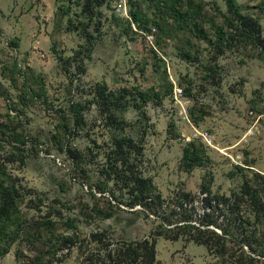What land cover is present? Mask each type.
Masks as SVG:
<instances>
[{
  "label": "rangeland",
  "instance_id": "374dc122",
  "mask_svg": "<svg viewBox=\"0 0 264 264\" xmlns=\"http://www.w3.org/2000/svg\"><path fill=\"white\" fill-rule=\"evenodd\" d=\"M194 2L199 15L190 17L184 0L176 13L166 0H110L92 19L86 42L85 14L76 4L65 14L66 0H0V185L11 180L24 193L8 219L0 218V264H79L77 245L67 249L65 237L81 239L107 226L112 239L135 238L153 226L124 206L108 219L94 210L116 206L109 188L100 192L97 183L110 135L121 133L102 127V87L122 96L114 112L127 124L124 133L144 142L137 162L164 197L193 193L201 213L202 182L226 196L235 191L241 197L232 224L239 225L255 214L244 190H255L263 204L257 226L264 230V64L252 50L221 48L213 26L222 25L225 0ZM236 2L264 28L262 0ZM198 26L211 42L196 34ZM45 34L49 44L43 46ZM73 101L85 118L77 130ZM251 110L263 116L246 134ZM203 130L211 144L199 135ZM190 144L198 153L187 157L183 149ZM68 147L85 153L86 172L67 155ZM67 218L75 228L62 223ZM155 248L161 264L221 262L206 246L181 238L158 237Z\"/></svg>",
  "mask_w": 264,
  "mask_h": 264
},
{
  "label": "trees",
  "instance_id": "16d2710c",
  "mask_svg": "<svg viewBox=\"0 0 264 264\" xmlns=\"http://www.w3.org/2000/svg\"><path fill=\"white\" fill-rule=\"evenodd\" d=\"M69 5L62 8L63 13L69 14L71 5H78L80 13L86 21H82L81 27L86 42L88 40V27L95 15L99 16V8L108 4L110 0H66ZM170 2L169 9L172 13L179 10L177 6L183 0H166ZM186 2L187 15H199L198 4L194 0ZM226 12L221 13L223 22L220 27H214L217 39L223 42L225 49L241 48L252 50L264 64V28L259 19L250 13L243 12L241 5L236 0H225ZM264 3L262 0L258 7ZM60 8V6H59ZM260 9V8H259ZM261 8L260 10H262ZM134 22L139 21L138 12L132 8L129 10ZM100 22L98 21L97 24ZM194 25H198L194 22ZM201 27V26H200ZM198 26L197 35H201L208 42L211 39ZM86 47V55L91 48ZM222 51V50H221ZM143 99L148 100L149 95L140 91ZM101 97L100 111L104 115L102 127L108 130H119L121 133L110 135V149L106 159L101 164L99 174L101 177L97 183V189L105 192L109 188L111 201L115 208H95L99 218H111L116 209L128 208L131 213L141 212L144 218L152 221L153 226L146 235L135 238L112 239L108 234L107 226H96L79 239L78 235L67 236L63 240V246L70 249L77 245L82 259L79 264H161L156 258V241L158 237L168 240L183 239L193 241L196 244L206 246L207 250L216 257L221 258L219 264H264V230H259L257 220L259 212L263 210V204L255 190H244L250 195V203L255 214L252 218L246 217L243 224H232L233 219L239 218L233 214L239 210V200L235 191L229 196L223 193L213 192L209 184L200 185L203 196L202 211L198 212L192 204L195 195L186 191H179L176 197L170 199L164 197L155 185L153 178L146 174L137 162V157L142 154L144 142L135 139L134 136L124 133L126 122L119 119L114 109L123 103L120 94H105V87L99 91ZM79 102H72L69 110L73 120L72 130L83 128L85 118L82 114ZM67 155L76 162L81 163L80 170L86 172L88 168L84 164L86 155L75 147L66 149ZM194 151L193 144L183 149V154L189 156ZM201 158V156H198ZM6 181L9 177H5ZM242 192V186L241 190ZM27 193H32L28 191ZM24 194V193H23ZM20 189L10 180L7 184L0 185V218L3 221L10 215V206H16L18 198L23 195ZM233 200H231V197ZM239 201V202H238ZM243 201V200H242ZM241 201V202H242ZM137 207V208H135ZM232 215L234 217L232 218ZM232 218V219H231ZM67 228H75L72 219L62 222ZM263 223V222H262ZM260 225V224H259ZM263 224H261L262 227ZM241 228V229H240ZM238 251V252H236ZM226 258L228 261H226ZM228 262V263H227Z\"/></svg>",
  "mask_w": 264,
  "mask_h": 264
},
{
  "label": "built area",
  "instance_id": "2783aa9c",
  "mask_svg": "<svg viewBox=\"0 0 264 264\" xmlns=\"http://www.w3.org/2000/svg\"><path fill=\"white\" fill-rule=\"evenodd\" d=\"M179 91V96H181V90ZM250 114L253 117V121L250 124L249 128L246 131V134H252L254 132V130L257 128L256 123L258 122V120L263 116V114H253L252 110L250 111ZM199 135L202 136V138L206 141V143L211 144L210 141V133L207 130H203V131H198Z\"/></svg>",
  "mask_w": 264,
  "mask_h": 264
},
{
  "label": "crops",
  "instance_id": "0c3cea01",
  "mask_svg": "<svg viewBox=\"0 0 264 264\" xmlns=\"http://www.w3.org/2000/svg\"><path fill=\"white\" fill-rule=\"evenodd\" d=\"M24 38L23 37H21L20 38V40H19V45H18V47H17V49H19L20 50V55L22 54V50L20 49V48H22L23 49V46H24V40H23ZM48 35L47 34H45V35H43L42 37H40V39H39V42L41 41V43H42V45L43 46H46L47 44H49V41H48ZM35 41H37V39L35 40ZM33 48L32 49H30V53L31 54H35L38 50V48H37V46H36V44H33V46H32Z\"/></svg>",
  "mask_w": 264,
  "mask_h": 264
}]
</instances>
